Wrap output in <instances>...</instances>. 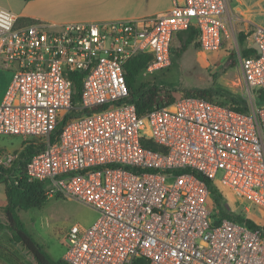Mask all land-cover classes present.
I'll return each instance as SVG.
<instances>
[{
  "label": "built area",
  "instance_id": "1",
  "mask_svg": "<svg viewBox=\"0 0 264 264\" xmlns=\"http://www.w3.org/2000/svg\"><path fill=\"white\" fill-rule=\"evenodd\" d=\"M171 1L152 16L60 26L17 25L0 7V61L12 69L0 134L43 146L23 166L19 154H0V167L15 168L9 183L23 175L43 182L47 195L98 212L89 226L66 233L67 264H264L257 218L264 216V26L246 32L253 53H235L243 110L181 95L139 114L125 79L129 59L151 55L150 73L168 67L173 39L190 28L203 51L232 41L228 0ZM72 72L81 82L79 113L63 122ZM199 176L233 193L258 227L223 217Z\"/></svg>",
  "mask_w": 264,
  "mask_h": 264
},
{
  "label": "rangeland",
  "instance_id": "2",
  "mask_svg": "<svg viewBox=\"0 0 264 264\" xmlns=\"http://www.w3.org/2000/svg\"><path fill=\"white\" fill-rule=\"evenodd\" d=\"M0 7L13 13H26L27 23L49 26L68 18L57 1L0 0ZM236 10L241 12L239 8ZM255 18L264 24V15L258 12V8L255 10ZM245 27L249 26L239 23L232 30V41L230 38L227 39L221 49L213 51H203L191 43L178 55L175 50L180 43L179 38L175 37L172 42L171 64L151 73L145 70L141 71L136 77L135 87L139 88L143 84L154 83L161 89V92H158L159 95L168 91L172 97H177L192 89L213 87L215 94L212 99L214 100L226 103L232 99L243 100L245 91L240 82V68L237 59L231 63L228 55L240 52L242 49L237 36ZM24 140L18 135L0 134V152L16 151L20 154ZM216 188L222 195V206L226 211L234 214L242 213L239 208L241 205L233 193L221 186H216ZM251 209L252 213H255V210L258 211L254 205L251 206ZM97 216L98 212L84 202L56 194L47 195L46 201L39 208L20 211V218L27 230L56 259L63 257L66 250L65 236L70 227L72 225L87 227L97 219ZM257 216L260 221H264V216L260 217L259 214ZM3 242L11 247L26 264H33L32 258L19 244L9 240Z\"/></svg>",
  "mask_w": 264,
  "mask_h": 264
},
{
  "label": "trees",
  "instance_id": "3",
  "mask_svg": "<svg viewBox=\"0 0 264 264\" xmlns=\"http://www.w3.org/2000/svg\"><path fill=\"white\" fill-rule=\"evenodd\" d=\"M29 1V0H25ZM246 33L240 31L237 36L238 43L242 46L240 50L241 56H247L253 53L254 48H245L244 42L246 38ZM179 38V47L175 50L176 54H181L186 47L194 43L196 32L193 28L183 31L177 35ZM198 46V45H197ZM230 62L234 63L235 54L230 53L228 55ZM151 59L149 54H139L131 59H129L125 65V79L130 90V101L135 104L136 110L139 114H143L148 111L153 104L158 101L171 102L179 98L181 95L184 96H198L200 98L212 99L215 94V89L213 87L197 88L186 91L177 97H172L168 91H165L162 95L160 88L154 84H143L141 87H135L137 75L144 70L146 64ZM71 76L74 78V94L72 97V109L65 116L63 122L79 113L76 109L80 104V92H81V82L79 80V73L72 72ZM261 101H264V94L259 95ZM221 104H227L237 110H243L244 101L232 99L230 102L218 101ZM237 105V106H234ZM62 122V123H63ZM22 152L19 154L18 162L23 166L25 162L37 151L42 149V144H37L32 140H24ZM143 145L157 150L159 149L157 145L150 141H143ZM16 172L13 169H4L0 167V178H3L6 186V205L3 207L5 213V223L0 224V227L5 228L10 233V242L19 244L21 248L25 251L30 258H32L33 264H67L62 258L54 259L49 252L39 244L32 234L27 230L24 222L20 218L19 212L22 210H28L31 208H39L44 204L47 199V194L45 192L44 183L41 181L29 180L25 176H20L17 183H9L8 177ZM7 176V177H6ZM206 184L210 197L223 217H227L233 221L242 223L250 228L258 227L255 222V218L250 214L245 213H229L224 210L222 206V195L213 184L211 180L199 176ZM0 264H26L21 257L11 249L5 242L0 241Z\"/></svg>",
  "mask_w": 264,
  "mask_h": 264
},
{
  "label": "crops",
  "instance_id": "4",
  "mask_svg": "<svg viewBox=\"0 0 264 264\" xmlns=\"http://www.w3.org/2000/svg\"><path fill=\"white\" fill-rule=\"evenodd\" d=\"M46 2L57 1L61 5L68 18L59 23H53L60 26L66 22L75 21H98L112 19H132L143 16H152L168 10L172 6L171 0H45ZM250 1V0H249ZM230 7V17L228 28L232 31L239 23H244L243 32H249L254 25H262L263 22L255 18V10L264 15V0H228ZM239 8L237 12L236 9ZM13 13V12H12ZM16 17L17 25H26V13H13ZM52 25V24H51ZM2 66V67H1ZM12 78V69L0 61V102L4 92ZM23 148V147H22ZM14 153L18 152H0ZM6 186L3 178H0V224L5 223V213L3 207L6 205ZM20 215V212H19ZM10 239V233L7 229L0 227V241ZM50 254V253H49ZM51 255V254H50ZM52 256V255H51ZM53 257V256H52ZM54 258V257H53ZM56 259V258H54Z\"/></svg>",
  "mask_w": 264,
  "mask_h": 264
}]
</instances>
